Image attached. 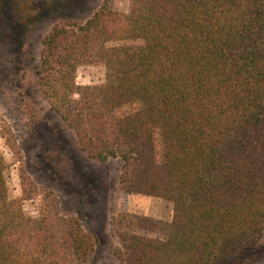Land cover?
<instances>
[{"label": "trees", "instance_id": "1", "mask_svg": "<svg viewBox=\"0 0 264 264\" xmlns=\"http://www.w3.org/2000/svg\"><path fill=\"white\" fill-rule=\"evenodd\" d=\"M127 1V13L103 0L55 23L36 87L80 151L120 162L121 191L173 204L169 222L111 217L116 264H226L264 237V0ZM126 40L142 43L114 44ZM97 63L105 82L78 84ZM4 167L0 264H98L81 210L59 215L50 193L54 205L27 217Z\"/></svg>", "mask_w": 264, "mask_h": 264}, {"label": "rangeland", "instance_id": "2", "mask_svg": "<svg viewBox=\"0 0 264 264\" xmlns=\"http://www.w3.org/2000/svg\"><path fill=\"white\" fill-rule=\"evenodd\" d=\"M103 0H0V157L10 199L24 197L27 217L40 216L54 205L59 215L81 210L83 226L98 239V264H116L113 247L119 245L111 230V217L128 211L169 222V201L119 189L120 162L105 163L79 150L76 137L51 109L35 84L34 66L42 39L65 19L84 21ZM113 8L129 11V1L113 0ZM141 44L126 40L114 44ZM103 63L80 66L76 81L82 85L105 82ZM14 142V143H13ZM264 263V237L253 250L242 251L226 264Z\"/></svg>", "mask_w": 264, "mask_h": 264}]
</instances>
